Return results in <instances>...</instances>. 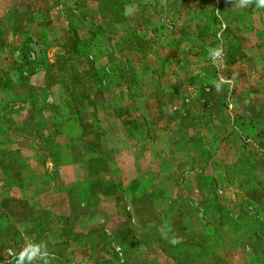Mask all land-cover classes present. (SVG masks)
Wrapping results in <instances>:
<instances>
[{
	"label": "crops",
	"instance_id": "obj_1",
	"mask_svg": "<svg viewBox=\"0 0 264 264\" xmlns=\"http://www.w3.org/2000/svg\"><path fill=\"white\" fill-rule=\"evenodd\" d=\"M36 2L8 5L0 17L1 102L13 126L18 115L10 96L19 89L26 106L29 91L48 83L56 108L44 123L26 115L16 133L23 145L0 163V251L12 246L22 254L39 246L21 264H118L102 234L108 226L129 236L124 264H264V8L240 7L243 0L224 10L215 5L221 13L212 40L225 26L233 53L242 52L228 51L216 61L196 34L203 14L181 5L177 40L150 41V57L156 65L163 59L162 66L143 74L119 63L115 78L101 87L83 76L97 74L96 66L85 68L87 57H73L67 81L56 80L61 60L73 56L69 25L80 22L78 43L85 39L91 46L94 26H118L109 18L97 22V13L82 6L89 2L93 11L102 10L106 0ZM127 6L134 5L120 9ZM53 14L65 30L53 26ZM107 38H98L102 51ZM126 38L133 46L135 37L116 35L118 44ZM191 42L189 52L176 49L179 62L166 51L162 58L153 54L159 46ZM16 45L36 62L43 60L32 82L12 77L9 50ZM100 49L90 52L97 62L106 58ZM84 93L89 96L80 99ZM31 124L46 130L34 143L22 133ZM5 149L0 144V154ZM222 150L226 159L219 156ZM36 151H49L51 159L36 162ZM124 193L128 215L116 203ZM0 264H9L1 252Z\"/></svg>",
	"mask_w": 264,
	"mask_h": 264
},
{
	"label": "rangeland",
	"instance_id": "obj_2",
	"mask_svg": "<svg viewBox=\"0 0 264 264\" xmlns=\"http://www.w3.org/2000/svg\"><path fill=\"white\" fill-rule=\"evenodd\" d=\"M25 0H0V17L4 13V8H8V5H24ZM51 0H38L36 2L37 5H50ZM235 4V0H106L105 7L104 9H96V11H93L95 8V4H89L87 2L85 5L82 6H87L88 7V12L90 14H95L97 13L96 20L97 22H103L105 18H109L110 20H115V22H118V26L115 28L114 26H111L109 23H107V27L105 28V32H107L108 38L106 40V48L107 53L112 56L113 59H115L114 67L116 66V75L118 73V67H117V61L119 60L120 64L123 66L126 65H133L134 67H137L140 69L141 73L145 74L146 72L148 73L150 67L153 65L160 67L162 66L163 59L158 60V64L156 65V61H152V57H150V41L152 43H158L161 41L162 43L164 42V39H169V41L177 40L174 35H177L180 33V10L179 7L181 5H186V10L192 11L189 12L190 14L193 13H199L203 14L199 18V25H198V31L196 34L201 37V42H203L204 45L207 46L209 50L215 49V44L217 47H222L224 50V54L230 52V55L238 56V52L240 53L241 51L236 50V52L233 53L234 48H230L229 41L232 39L230 37L231 31H227V28L225 26L220 27L219 29V36L217 37L216 40H212V37L214 34H216V31L218 27L216 26L215 20L217 19L215 17L216 14H220L221 10L219 9L218 11L214 10L215 5H219V7L224 10L226 9V5H232V2ZM134 5L132 7L127 6L123 12L120 9V5ZM79 5V4H78ZM91 5V6H90ZM166 5V6H164ZM251 5H256L255 0H253ZM81 3H80V12L81 10ZM151 9V10H150ZM86 12V10H83ZM84 13V12H83ZM152 13V16L154 18L150 17V14ZM264 13V11H263ZM53 16H55L53 14ZM53 18V26L58 29L60 32L62 30H65V23L61 17ZM183 29V28H181ZM192 30L195 31V27H192ZM199 33V34H198ZM116 35H128L135 37V40L133 42V46H129L127 44H118L116 40ZM113 39L112 41H110ZM130 39V38H129ZM125 40H128L127 38ZM189 44H194L193 42L186 44H183V46H179L177 43L170 45L171 48H167L166 46L162 47H156L155 50L153 51V54L155 57L162 58L161 55L165 54V51L171 55V60L174 62H179V60H182L183 58H179L180 53L178 50H176L178 47L181 50H186V52H189V50H192L193 47H191ZM98 47H103L98 45ZM135 47V48H134ZM183 47V48H182ZM113 48L114 51L113 52ZM136 50L130 51V50ZM12 50L10 48L9 52L12 53ZM121 52V54H118V51ZM94 52V51H93ZM119 52V53H120ZM10 53V60H13L15 58L12 54ZM95 53V52H94ZM242 53V52H241ZM97 52L95 53V55ZM213 54V53H212ZM240 56V55H239ZM157 58V59H159ZM118 59V60H117ZM213 59V58H212ZM219 57H216L214 55L213 60H218ZM88 64H84L85 68L93 69L95 65L98 66H107L109 65V62L112 64V59L111 58H103L100 60V62L95 61L94 58L91 57V59H87ZM186 60L180 61L183 62L181 66L186 67L187 65L185 63ZM234 61H237V57L234 58ZM13 63L15 61H12ZM89 63H92L93 65H89ZM11 66L13 64L10 61ZM213 65L215 66L216 63L214 62ZM107 68V67H106ZM111 77V75H109ZM183 79L184 75H180ZM192 76V75H191ZM147 77H140L139 81L140 83L144 81H148ZM168 82L172 83V80H168ZM150 83V82H149ZM174 83H177V80L174 81ZM108 84V79L106 78L103 82L101 87H104L105 85ZM149 88V87H147ZM18 89V88H17ZM21 91L18 89L16 90L15 93H13L10 97H14L15 101L12 104V106L17 105L16 107H12L18 115V118L16 119L15 123L13 126H8L9 124L12 125V123L3 124L2 121H0V144L5 145L9 149H11V152L20 149L19 147L21 144L23 145V142L20 136H18L19 133L17 132L20 127L22 128V121L25 120L24 117L28 115V118L34 119L33 121H42L43 123L46 121L47 122V113L48 111V106L52 103L51 98L47 96L46 101L43 99V96L46 98L47 93L44 91V95L42 91H33L31 93V90L29 91V95L27 98V103L26 106L23 105L24 101L26 98H23V96L20 94ZM0 101L1 99V90H0ZM22 103V105H21ZM5 105L0 102V117L4 116V108ZM20 109H23L20 111ZM5 126V127H4ZM141 126H143L141 124ZM4 127V128H3ZM48 127V124L45 126ZM42 125L40 124H31L29 128H27L25 131H22L25 135V137L32 139V142L34 143L38 138L39 134L42 132L45 133V129H43ZM152 130V129H151ZM5 151V150H4ZM222 150L220 153V157L222 158H227L226 151ZM248 159L251 160L250 157ZM47 170L51 172V166L48 164L46 165ZM17 191L14 190L12 195L16 196ZM120 199V198H119ZM129 197L124 193L122 195V199H120L121 202H116L117 205L119 206V212L125 213L126 215L129 214L130 209L129 203L127 202ZM112 229L108 226L104 227L102 229V234L105 236V238L109 237V248L111 250V253L114 257V261H116L118 264H124L126 262V257H127V249H122L120 246H117L116 243L113 241L112 236ZM118 247V248H116ZM5 248V247H4ZM1 249V248H0ZM1 254L5 255L6 258L13 257L15 259H20L19 262L18 260L15 262V260L12 259V263L16 264H21L22 260L20 257V251L18 250L17 247H12L8 246L5 249L0 251ZM18 256V257H17ZM8 262H10V259H6ZM10 263V264H12Z\"/></svg>",
	"mask_w": 264,
	"mask_h": 264
},
{
	"label": "trees",
	"instance_id": "obj_3",
	"mask_svg": "<svg viewBox=\"0 0 264 264\" xmlns=\"http://www.w3.org/2000/svg\"><path fill=\"white\" fill-rule=\"evenodd\" d=\"M78 16L80 18H82L81 14H78ZM79 17L76 16L77 20H79ZM79 23L74 22V26H73V24L69 25L70 27L68 29V33L71 34L72 44H71L70 47H68V51H70L73 56H69V57H66V58L64 57V59L61 60L60 67L58 69V72L60 73V75H59L60 79H57L56 81H59V82H66L67 81V79L69 78V72H70L69 70H70L71 66H73V67L75 66L74 63L73 64L71 63L73 57H75L76 59L86 58V57H87L86 59H91V57L93 58V55L90 52L92 50H94L95 47L100 49V47H98V42H99L98 38H99V36L103 35L104 33L107 34V32H105V28L107 27V23L108 22L104 25V27L100 26V25H96V26H94V28L92 30L89 31L88 36L91 38V40L94 41V43H93L94 47L91 46V42L89 43L85 39L81 40L80 43H78L79 38H78L77 34H78L79 27L77 25ZM134 40H135V38H134ZM125 43L127 45H129V46H132L131 38H130V40L129 39L126 40ZM100 46H103V45H100ZM101 48H103V47H101ZM104 51H102L100 49V53H103ZM11 54H14L13 56L15 57V58H13L14 59L13 61H15V62L14 63L12 62L13 66H12L11 74H12V77L14 76L17 80L27 81L28 79H30L31 76H33V74H35L36 70H37L36 73H38L39 70H42V64H43L42 61L43 60L39 61V62H36L34 58L31 59L22 45L14 46ZM103 56H105L106 58H111L112 59V64H111V62H109V65H107L105 67L104 66L102 67V66L95 65L97 67L96 68L97 74L94 77L95 79H93L92 76L88 75L85 72L83 74L84 77H86L88 79L90 78L89 79L90 82L96 81L99 85H102V82L106 78L108 79V81H111L116 76V70H115L116 66L114 67V64H113L115 62V59H113L112 55L107 53V50L104 52ZM89 65H93V64L89 63ZM38 66L40 68H38ZM95 66H94V68H95ZM47 67L48 66H46V68ZM117 67H119V61H117ZM35 68H37V69H35ZM55 74H58V73H55ZM109 75H111L112 77H110ZM32 81H33V77H31V81L30 82H32ZM125 82L128 83L129 79L128 78H124L123 83H125ZM41 89H43V90H40V91L43 92V95H44V91L47 93L46 98L43 96V99L45 101L47 99V96L49 98L53 99L51 91H50V85L48 83H45V86L43 88H41ZM87 96H89V94L84 93V94L79 95V98L82 99V98H85ZM79 103H81V101ZM74 105H72V107L75 108L73 111L75 113H78V108L75 107ZM72 107H70L69 110H71ZM55 108L56 107H55V104H54V100H52V103L47 108L48 111H49L48 114L49 113H53ZM3 109L5 110V107ZM64 109L66 110V107H64ZM0 121H2L3 124L10 123L9 121H7V118L5 116H1L0 117ZM79 124H80V122H79ZM5 152L7 154L6 153L5 154H0V163H4L6 161H9L12 158L11 149H7V150L5 149ZM46 152H47L46 154L51 159L49 151H46ZM48 156H44L43 153L40 152V151H36L33 154V158L35 159V161L36 162H42V163L44 162V159L48 158ZM111 237H113L112 239L116 243L117 246H120L122 249H125L124 247L127 246V242H128V239H129L128 234H125L123 232H115L114 231V232H112V236ZM108 239H109V237L106 238L107 242L109 241ZM20 257H21V253H20ZM6 259H10L9 264L12 263L11 262L12 259L15 260V261L18 260V262L20 260V259H15L12 256L9 257V258H6ZM18 262L16 264H18Z\"/></svg>",
	"mask_w": 264,
	"mask_h": 264
},
{
	"label": "clouds",
	"instance_id": "obj_4",
	"mask_svg": "<svg viewBox=\"0 0 264 264\" xmlns=\"http://www.w3.org/2000/svg\"><path fill=\"white\" fill-rule=\"evenodd\" d=\"M253 2V0H243V3L240 5V7H245L250 5ZM256 2V6L258 8H264V0H255ZM212 53H214V55L216 57L222 58L224 55V50L222 47H217L216 49H212L210 50ZM215 62V61H214ZM224 82V81H222ZM217 91H220V86L217 85ZM179 240L178 239H173L171 241V243L176 244L178 243ZM39 252V246H35L33 248H31V250H25L22 254H21V260L23 259V256L27 255L29 259H32L33 257H35L37 255V253Z\"/></svg>",
	"mask_w": 264,
	"mask_h": 264
},
{
	"label": "built area",
	"instance_id": "obj_5",
	"mask_svg": "<svg viewBox=\"0 0 264 264\" xmlns=\"http://www.w3.org/2000/svg\"><path fill=\"white\" fill-rule=\"evenodd\" d=\"M116 248H118V247H116ZM16 262V261H15Z\"/></svg>",
	"mask_w": 264,
	"mask_h": 264
}]
</instances>
